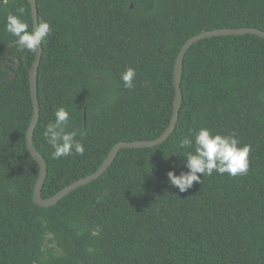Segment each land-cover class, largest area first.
<instances>
[{
  "label": "trees",
  "instance_id": "obj_1",
  "mask_svg": "<svg viewBox=\"0 0 264 264\" xmlns=\"http://www.w3.org/2000/svg\"><path fill=\"white\" fill-rule=\"evenodd\" d=\"M38 22L53 27L36 75L39 116L32 141L47 174L41 197L95 171L119 141L152 139L167 127L173 67L190 36L215 28L264 31V0H36ZM21 9L23 12L21 13ZM14 14L32 27L29 0H0V264H264V38L219 35L193 43L183 58L175 128L150 147L120 148L96 179L39 206V165L26 147L32 115L28 67L5 30ZM14 42L6 53L8 45ZM20 59L19 65L8 61ZM136 69L135 87L121 73ZM83 155L51 158L43 136L54 112ZM235 133L251 146L246 175L213 172L186 192L167 172L188 169L174 155L192 130ZM183 154V153H181Z\"/></svg>",
  "mask_w": 264,
  "mask_h": 264
},
{
  "label": "clouds",
  "instance_id": "obj_2",
  "mask_svg": "<svg viewBox=\"0 0 264 264\" xmlns=\"http://www.w3.org/2000/svg\"><path fill=\"white\" fill-rule=\"evenodd\" d=\"M20 11L22 13L23 9ZM5 30L15 38V43L21 50L32 53H37L38 47L43 46L53 35V27L47 20L33 24L29 29V24L14 14L7 16ZM136 74V69L131 67L121 73L120 78L126 89L135 87ZM54 117V122L48 123L43 131V136L52 149L51 158L59 160L73 154L83 155L85 147L77 136H84L86 133L82 130H67L70 114L66 108H57ZM177 147L178 152L173 154L186 157L184 166L188 171L176 174L174 170H169L167 180L170 185L178 187L180 192H186L194 182H201L198 174L204 177L216 172L237 177L246 175L250 168L251 146H241L235 133H213L207 127H200L192 130L189 136L181 138Z\"/></svg>",
  "mask_w": 264,
  "mask_h": 264
},
{
  "label": "water",
  "instance_id": "obj_3",
  "mask_svg": "<svg viewBox=\"0 0 264 264\" xmlns=\"http://www.w3.org/2000/svg\"><path fill=\"white\" fill-rule=\"evenodd\" d=\"M30 3V11L32 16V26L33 24H38V12H37V6H36V0H29ZM243 33H250V34H256L262 38H264V31L259 28H253V27H237V28H215L212 30H206L202 31L196 35H193L186 39V41L181 45L176 58L174 62L173 67V84L175 88V97L173 101V108L171 117L169 120V123L165 130L157 137L152 139H142V140H131V141H119L115 143L110 150L108 151V154L106 155L105 159L101 162V164L98 166V168L85 175L80 177L77 180H74L73 182L67 184L63 188H61L59 191H57L55 194H53L50 197L43 198L41 197V188L44 183L46 174H47V168L45 165V161L43 160L42 156L39 154V152L36 150L35 146L33 145L32 136L33 131L36 126L38 116H39V102H38V96L36 91V75H37V69L41 60L42 55V47H38L37 53H35V57L31 65L28 67V80H29V89H30V97L32 101V115L30 122L28 124L27 130H26V147L33 157V159L38 163L39 165V172L38 176L35 180V183L33 185L32 190V199L33 202H35L39 206H49L54 203H56L61 197H63L66 193H68L70 190L76 188L77 186L86 184L97 177H99L106 168L112 163L113 159L115 158L117 152L120 148H133V147H150L153 145H156L163 140H165L173 131L175 128L177 118H178V112L179 107L181 104V98H182V92H181V71L183 67V58L187 51V49L195 42L212 36H219V35H230V34H243ZM14 42H11L7 49L6 53L9 54L10 46ZM15 61H8L9 63H12L14 65L20 64V59L15 58ZM5 70L8 71V75L0 80V84L4 80L13 79L15 77V71L11 68L6 66L4 64Z\"/></svg>",
  "mask_w": 264,
  "mask_h": 264
},
{
  "label": "flooded vegetation",
  "instance_id": "obj_4",
  "mask_svg": "<svg viewBox=\"0 0 264 264\" xmlns=\"http://www.w3.org/2000/svg\"><path fill=\"white\" fill-rule=\"evenodd\" d=\"M13 61H15V60H13Z\"/></svg>",
  "mask_w": 264,
  "mask_h": 264
}]
</instances>
